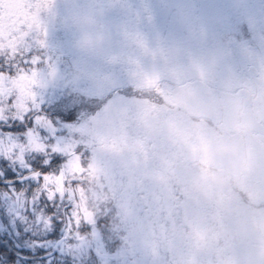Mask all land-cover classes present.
<instances>
[{"label":"rangeland","instance_id":"374dc122","mask_svg":"<svg viewBox=\"0 0 264 264\" xmlns=\"http://www.w3.org/2000/svg\"><path fill=\"white\" fill-rule=\"evenodd\" d=\"M252 1H254V4H252V16L261 19L264 15H260V17L255 15H257V12L264 7V3L260 4L261 0ZM90 3L92 10L102 18L104 40L102 46L97 49L96 54L85 60L77 47L78 34L76 32V34H74V31H70L62 26L63 18L66 15L65 0H23L22 10L31 24L30 38L34 42L36 53L41 58V67H39V71L43 75V86L37 89L41 106L46 113L52 116V118L61 116V121H58V123L55 124L56 127L60 126V124L65 121V124H62V130L58 131V135L61 138H65L69 135V130L73 128H76V131L82 136L91 132L98 133L99 127H103L102 125H99L101 123L100 121L103 119V116L100 117L104 109L101 107L102 103L104 102L106 106L109 107L112 105L113 99L115 100L119 95V92L123 91L125 94L123 97L125 103L122 106H118L119 109H123V113L120 114L119 117L121 118L119 119H125L126 122H130L132 127L129 129L130 131L124 127L125 124L120 128L126 132L124 134H134L133 130L135 128V122L132 118L140 116L138 113H143L141 114L143 118L136 119L145 120V122L137 121L136 123H139V126L137 124L135 125L141 129L140 135L142 137H148V139H150V142L155 146L154 149L160 151L159 147L163 148L165 145L164 141L170 139L169 143L175 145L170 149H174V152H178V154L174 157L156 158L165 160H161V163L159 164L163 169L166 167L169 168L173 165L175 166L176 162L179 161L182 162H179L178 167L176 168L183 169V167L190 166L188 174L192 178L184 179L182 177L180 180V183L183 184V189H186L183 192L187 199L185 200L189 201L191 195L187 193V188L193 189L200 187L197 191L204 190L207 187H204L203 184H213L214 178L216 177H214V172L210 173L208 169L210 165L204 164L201 161L197 163L194 158L198 155V157L203 156V160H208V155L211 156L212 152H207L209 149L207 151L200 150L201 146L202 148H210L212 146L221 145L217 136L211 137L209 136L210 133L205 135V130L201 133L199 132L200 129L209 125L216 131L218 125L223 126L225 123L235 122L238 119L239 122H241L239 126H244L245 131L247 130L249 132L248 137L244 138L250 142L248 150V153L250 152V158L247 159H255V165L258 167L255 168V165H253L255 170L252 171V173L256 172L258 175H249V181L245 182L252 188L256 189L258 187L256 181H259L258 183L260 186V189H253V192L252 190H249L246 199H248L251 204L260 202L264 203V184L260 183V181H264V118H262V112L260 111V109H264V82L260 83L256 79L253 80L248 75L244 76V78L241 77L242 66L251 61L250 58H252L257 64L264 65V42L260 40L259 43L254 44L252 47L245 45L246 43L243 41V35L234 34V29H231L229 17H225L227 12L221 8L222 4L220 3V0H216V3L213 6H210V9L217 14V26L211 28L215 31L218 38L214 37L212 38L214 40L211 39L213 45L211 46V49H209L212 53L215 52V54L209 58H206L201 54L200 57L197 56L192 60L171 61L168 59V56L162 57L158 52L161 43L163 42L166 44L165 42H168L169 40L168 36H162V27L168 23L172 24L173 27H176V25L179 26L173 22L168 7L164 6V9L162 8L161 10L151 9V0H90ZM253 17L250 21H254L256 25H258V22ZM209 18L210 17L206 16L207 25L212 26L213 23ZM148 21L151 23L150 25L147 24ZM109 23L110 26L105 27L106 25H109ZM125 24L129 25L125 26ZM259 24L263 26V20H259ZM227 25L229 27V32L227 34H220L222 29H228ZM248 25H250L249 22ZM177 28L178 27L174 28L175 31L170 30L174 36H179V31H176ZM251 29H256V26ZM68 34L69 37L67 39L65 38V35L67 36ZM62 41L64 43L63 47H65L63 49H69L66 53L63 49L60 50L61 47L59 48L58 43ZM219 42H222L223 45H219ZM227 42L230 43L225 44ZM245 50L247 52H245ZM258 51L261 53H259L260 57L255 54V52ZM217 53L218 55L216 56ZM55 55H58V59L61 58V60H64V64H67L68 62L74 63L75 66H72L74 75L71 76L68 73H65V71H67L66 69L57 70V64L54 61ZM64 55H68V59L62 57ZM198 60L201 62L202 69L194 68L198 65ZM150 63L154 65L166 64L172 67L169 74L165 75V70L162 67L156 66L160 69L163 78L155 76L153 83H164L163 88L151 90V82L147 81L146 84L144 70ZM134 69H137V72L141 74V77H139L140 79L137 83L133 82L131 87L125 86L133 81L131 78L132 74L129 75V73L136 72ZM214 69L217 70V73L213 72ZM226 72V81L222 79L216 88L226 90L235 77H238L242 84H246L253 88L251 94L245 93L241 99L237 100L238 103L233 104L231 107L226 106L229 99H227V94L225 92V94H218V99H216L213 92L208 90L210 85L212 86L215 81L222 77ZM137 85L139 86L137 89L132 87H137ZM125 87L130 88L124 89ZM98 90H100L99 93ZM134 90L136 95H134V100L131 101L129 95ZM232 90L234 89L231 88V91ZM67 91L70 92L66 94ZM147 91L151 92V94ZM156 91L157 94H155ZM85 95H90L89 97L91 100L85 99ZM249 95L254 100V104L252 105L254 113H252L255 114L252 116L250 113L252 116H250V119L246 117L249 113L247 110L248 105L246 104ZM65 96H68L69 98H64ZM147 96L152 97L149 100H146ZM154 97L157 98L156 105H153L152 102ZM123 98H119V101H122ZM86 101H90L91 103L87 104L85 103ZM118 104L121 103L118 102ZM131 105L134 108L132 111L124 110L131 107ZM174 105L184 109L182 110L184 114L179 115L183 120L186 118L184 122L191 126L190 130L180 129L179 131L176 130L172 133L171 130H173V123L171 122L172 119H170V113H168L167 110L177 108ZM135 108H137V111ZM144 114L147 115L144 116ZM172 114L177 115L176 113ZM212 114L214 116L211 119L217 121V124L215 125H212L209 122ZM194 115H196V118H191ZM180 116H178V118H181ZM251 118L252 121H250ZM255 118L260 119L262 122H259ZM122 121L124 122V120ZM200 134L204 135L203 141L199 139ZM174 135L181 137L180 140L176 138H172L171 140L170 136ZM195 135V144H197L196 148L194 147V142L191 141V137H194ZM222 135L226 134L221 133V136ZM163 137L165 139H163L164 141H162ZM194 149L197 150V154L193 153ZM155 153L161 154V152ZM101 160L102 159L98 162V159H96V163H89V167H83L84 165L82 166L79 161H76L73 175L75 181L80 180V177L85 178L84 176L91 175L92 173L87 172V170L92 167L99 168L98 163H100ZM84 161V164L88 162L87 159H84ZM77 164L79 165L80 170L77 168ZM243 164L245 165L246 161H244ZM2 166L5 168L6 178L9 180L14 179L15 174L11 172V169L8 168L7 165ZM130 166V163H128L127 169H124L121 174L118 173L117 176L116 174H113V178L110 180L105 179L100 185L99 182L94 184L93 186L98 190L95 192L90 191L94 193V197L90 195L91 198L96 199L106 197V199L113 200L117 196L122 198L131 197V193H134V190H132L131 180L129 178L130 176H133L130 174ZM151 174L154 185H150V187L153 188L149 192V199L153 201L152 213L153 218L155 217L154 231L157 232V235L154 236V245L156 247L162 242L159 234L161 233L160 224H163L164 220V216L159 214V207L167 206L168 201H165L164 197L169 198L170 193V197H174L172 196L173 193L171 189H165L162 187V183L165 182L167 187L173 188L172 182L167 183L168 179L166 171L157 169L156 171L153 170L150 175ZM134 177H136V175H134ZM170 178L171 181L174 180L172 177ZM119 179L121 182L120 184ZM140 183L144 182L140 181ZM140 183L137 182V185H139L137 186V192H140V194L143 195L142 193L144 190L142 188L144 184ZM80 185H78L79 187H75V194L79 211L81 213V219L86 220L88 224H90L89 229L93 231L97 228V225L95 227L94 222L98 219V215H96L97 218L93 215V203H91L90 200H88V202L85 200L89 190L85 186L81 187ZM10 186L15 187L17 191L23 190L26 187V185H22L18 182L9 185L8 183H5L3 179H0V253H2V251L5 253H17L24 258L21 260H13V264H23L33 261L31 250L35 251L42 249L44 252L43 255H47V257H39H41V259L50 260V258L54 256L56 242L61 236L59 235L58 238H51L48 234L50 238H47V240H52L53 243H37L35 230L39 222L37 221L36 216L31 212L27 213L26 220L24 217L17 218V214L13 209L11 201L6 199ZM150 187L148 186V189ZM34 188V184L27 186L29 196H31ZM219 190H221V188ZM140 194L137 196L138 198H140ZM200 197L203 200H206L205 197ZM198 201L200 202V200ZM170 202V204H172L175 200L171 199ZM87 203H89V205ZM107 208H109V206H107ZM122 208H129V205H124ZM142 209L145 212L144 207L141 209L138 208L139 215L144 214ZM112 211H114V209L109 210L108 212ZM216 213L217 218L210 221L211 223L208 225L207 229H209L210 226L211 229L212 227L215 228V231L217 232H214L215 234L213 235L214 245L222 246L225 244L219 240L217 236L219 231L222 232L223 227L220 225L218 226V223L225 222V217L228 216L229 211L225 209L224 206L223 209ZM219 216L222 217V220H220ZM110 219L114 220L112 216H106L104 221L99 220L100 227L98 229L104 231L101 232V238L98 236L97 240H94L92 234L94 232L91 233L89 239L90 246L93 245V249L96 252L106 254L107 252H112L114 249V247L112 249V245L106 241L107 238L113 239V235L117 232V229L115 230V221H110ZM144 222L145 218L143 216V223ZM183 223L186 224V220H184ZM189 226L191 227L189 228L185 226L184 229L189 228L190 230L188 232L187 230L183 232L184 237L177 242L178 248L166 253L167 256L169 255L170 259L177 260L178 256L183 257L184 254H182L181 251H178L181 249L179 246H181V244H191L192 240H189L191 239L190 235L193 232V229H195V224ZM42 229L43 233L41 239L43 240L44 235L47 233L43 226ZM58 229L60 233H62V226H59ZM203 229L206 228L203 227ZM64 236L65 237L62 236V238L67 239L66 232L64 233ZM133 239H135V237H133ZM140 239L144 240L143 237L139 236V240ZM136 240H138V235L136 236ZM72 241L75 240L72 239ZM6 246H9V248ZM163 247L165 248V244H163ZM244 250L245 252L242 250L240 251V257L246 255L247 258L248 249L244 248ZM61 251H65V248L61 249ZM55 260L56 259H52L50 261ZM232 264L235 263L232 262ZM255 264H264V260H257L255 261Z\"/></svg>","mask_w":264,"mask_h":264},{"label":"flooded vegetation","instance_id":"af4514ba","mask_svg":"<svg viewBox=\"0 0 264 264\" xmlns=\"http://www.w3.org/2000/svg\"><path fill=\"white\" fill-rule=\"evenodd\" d=\"M259 31V41L261 40L262 42H264V20L263 26L259 28ZM212 38L214 37L199 36L192 41H183V39H175L178 41H183L179 44L178 48L172 49V52L178 53V57L176 59H171L170 56H168V59H170L171 61H184L187 59L192 60L197 56L200 57L202 52H204V54H202L204 57L209 58L215 54V52L212 53L209 50L213 45L211 42H213L212 40L214 39ZM243 41H245V39ZM170 45L171 43L165 45L166 51L168 50L167 48ZM217 55L218 53L216 54V56ZM251 65H253L252 61H249L247 64H243L242 66V70L246 69L247 75L250 77L254 75L250 70ZM156 66L162 67L165 70L166 65L160 66L154 65L152 63L147 65V71H145L146 84L147 81L151 82V90L164 87V83H153V79L155 78V76H160L161 78H163L161 76L160 69ZM263 67L264 65L260 66L258 68V75H255L260 83L264 82ZM134 71L136 72H130L129 75L132 74L131 78L137 80L138 77H141V74L137 72V69H134ZM241 74V77L244 78L245 75L244 73H242V71ZM239 80L240 79H238V77H235V79L233 80V84H236H234L236 92H252L248 85L242 84V82H240ZM208 90L213 92V88L211 85ZM217 90L223 91L224 89H214V91ZM176 107L179 108L178 106ZM177 108L167 110V112L170 113V119H172L171 122L173 123V130H171L172 133L176 130L179 131L180 129L190 130L191 126L185 124L184 122L186 118H184L183 120L182 117L179 115L184 114L182 111L184 109L179 108V110ZM172 113H176L177 115H173ZM189 115L192 116L191 114ZM178 116H180L181 118H178ZM191 118H196V115ZM137 121L145 122V120L140 119L136 120V122ZM136 124L139 126V123ZM99 125H102L103 127H99V132L96 133L94 137L100 138L103 142L102 144L104 146H107V149L101 150L99 149V147L102 146V144H98L97 146L93 143L91 146L93 147V149L80 151L79 156H83L88 160V162L86 163L87 167H89V163H96V159H98V162L100 159L102 160L100 161V163L97 162L99 164V168H89L87 172H91L92 174L84 176L85 178L80 177V180H77L75 185V187H79L78 185L81 184V187L85 186L89 190V193L86 195L85 200L86 202L90 200V202L93 203V215H98V219L94 222V225L95 227L97 225V228L91 231V229H89L90 224L83 225L79 230L80 235L84 237V240L81 243L80 241H77L75 239V241H72V239H63L62 236L65 237L64 233L67 232V227L63 226L62 233H60L58 227L61 225L57 223L54 225V227L46 229L45 232L47 234L44 235L42 240L41 238L43 233V225L38 223V226H36L37 228L35 230L37 243L51 244L53 243L52 240H47V238H58L59 235L61 236L56 242V250L54 251V256L50 258V260H56L50 261L49 259H41V257L39 256L45 258L47 257V255H43V250L38 249L35 251L31 250L33 261L23 264H232V262L237 264V261L235 260L237 257H240V251L242 250L243 252H245L244 248H247L246 246H241L239 243H243L244 240L248 243L253 237L251 236L249 230H235V220L238 216V211L242 209V215L245 216V219L247 221H249V211L253 209L255 205L251 204L247 199V203H245V206L241 207L239 205L238 192L236 193L234 191H231L237 190L238 188H231L230 185L227 189L229 195L228 198L225 201L223 200L222 204H217L215 203V200L209 198V193L218 194V188L212 185L211 183L203 184L204 187H207L204 190L197 191L200 187L193 188L191 190V193H189L191 195L189 197V201H186L187 199L183 194L184 190L186 189H183V184H181L180 182H176V180L170 181L172 182L173 186V188H170L166 186L167 184H165V182H163L162 187H164L165 189H171L173 193L172 196L174 198L170 197V193L169 198L164 197L165 201H168L167 206L159 207V214L164 216L163 224H160L161 233L159 234V237L162 242L159 246L155 247L154 236L157 235V232L154 231L155 217L153 218L152 213L153 201L149 199V192L153 188L150 187V185L153 186L154 182L152 174L150 175V173L153 172V170L155 169L166 171L168 181L171 179L170 177L175 179L176 175L178 176V178L184 175L185 167H183V169L181 168L182 170L176 168L178 167V163L182 161L176 162L175 166L173 165L169 168L166 167L163 169L161 168V166H159L162 159L160 160L157 158L174 157L178 154V152H174V149H170L175 145L169 143L170 139L165 140L163 137L162 141L165 140V145L163 146V148L159 147L160 151H157L156 149H154L155 146L153 145V143L150 142V139H148V137H142L140 135L141 129L137 125L134 129L135 133L130 135L121 134V131L123 129L120 128L121 125L119 121L116 125L111 123L110 128H108V131H111L113 128L114 131L118 132L113 135L106 134L104 124ZM203 130H205V135L210 133L209 136L211 137L217 136L219 132L215 131L214 128L209 125L200 129L199 132L202 133ZM195 137L196 135L194 137H191V141L194 142V147L196 148L197 144H195ZM170 138L171 140L172 138L180 140L181 137H179L178 135H174L170 136ZM199 139L203 141L204 135L200 134ZM94 147H98V149H94ZM217 147L218 146L202 148L201 146L200 150L207 151L209 149L207 152L214 153V151L217 150ZM155 152H161V154H157ZM193 153L197 154V150L194 149ZM77 161H79L78 158ZM79 163L81 162L79 161ZM128 163H130L131 165L130 174L133 175L132 177H129L131 180L132 190H134V193H131V197L122 198L120 196H117L113 200L106 199V197L96 199L91 198L90 195L94 197L93 192L98 190L93 186L94 184H97L96 181L99 182L100 185L101 182H104L105 179L110 180L111 178H113V174H116V176L118 175V173L121 174L124 169H127ZM77 168L80 170L78 164ZM134 175H136V177H134ZM100 177H102L101 181H99ZM139 180L144 183H140ZM137 182H139L140 184H144L142 188L144 190V192L142 193L143 195H141L140 192H137V186H139L137 185ZM120 183L121 182L119 179V184ZM148 186L150 187L149 189ZM139 194L140 198L137 197ZM220 194L222 198H224L223 193L221 192ZM245 194L247 195L248 192L246 191ZM200 196L205 197L206 200H203ZM171 199L175 200L176 203L174 202L170 204ZM195 200H200V202L196 203ZM87 204L89 205V203ZM127 204L129 205V208H122V206ZM213 205L217 206L218 208H214ZM107 206H109V208H107ZM224 206L225 209L229 211V213L228 216L225 217V222H220L219 224L223 225L224 228L222 232L219 231L218 237L219 240H221L223 243H226V245L219 246L214 245L213 242V235L215 234L214 232L217 231H215V228L213 227L211 229V226L209 227V229L207 228L208 225L211 223L210 221H213L217 218L216 212H219L221 209H223ZM143 207L145 208V212L142 209L144 214L139 215L138 208L141 209ZM112 209H114L115 212L114 220L115 230L117 229V232L113 235V239H109L108 242L112 245V249L114 247L113 251L115 258L113 261H105L98 257V255L93 249V245L90 246L89 239L92 232H94L92 233L94 240H97L98 236L100 238L102 237L100 232L104 231L98 229L100 227L99 220L104 221L105 216H107L106 212ZM48 211H51V209H48ZM143 216L145 218L144 223ZM219 218L220 220H222L221 216H219ZM184 220H186V224L183 223ZM192 224H195V229H193V232L190 235L191 239L189 241L192 240L191 244H181V246H179L181 249L178 251H181V253L184 254L183 257L178 256L177 260L170 259L169 255L167 256L166 253H169L170 251L176 250L178 248L177 242L184 237L183 232L185 230H187V232L190 230L189 228L191 226L189 225ZM185 226L189 228L184 229ZM203 227H205L206 229H203ZM48 234L50 235V237ZM137 235L138 240H136ZM252 235L254 237H259L260 233H252ZM139 236L143 237L144 240H139ZM133 237H135V239H133ZM253 241H255V238H253ZM163 244H165V248L163 247ZM6 247L9 248V246ZM63 248H65V251H61V249ZM23 258V256L17 253H5L4 251H2V253H0V264H13V260H21ZM243 258L247 260L246 255H244Z\"/></svg>","mask_w":264,"mask_h":264},{"label":"snow or ice","instance_id":"6c2138e0","mask_svg":"<svg viewBox=\"0 0 264 264\" xmlns=\"http://www.w3.org/2000/svg\"><path fill=\"white\" fill-rule=\"evenodd\" d=\"M23 0H0V179L9 188L6 199L17 218L36 216L45 229L67 226L66 238L81 243V219L73 178L80 148L76 128L61 138L50 114L41 106L37 89L43 86L41 58L30 38L31 24ZM7 165L15 174L5 176ZM35 185L31 196L27 186ZM51 209V211H48Z\"/></svg>","mask_w":264,"mask_h":264},{"label":"clouds","instance_id":"9594fccd","mask_svg":"<svg viewBox=\"0 0 264 264\" xmlns=\"http://www.w3.org/2000/svg\"><path fill=\"white\" fill-rule=\"evenodd\" d=\"M167 7L173 22L182 30L183 41L194 40L197 33L207 25L204 0H167ZM65 9L62 26L78 34L77 47L82 57L87 60L103 44L102 18L92 10L90 0H65ZM183 41L173 39L171 44L176 45ZM158 52L162 57L166 55L163 42ZM209 198L217 204L223 203V198L217 194L209 193ZM245 246L248 249L247 260L237 257V264H255L257 260H264V239L248 242Z\"/></svg>","mask_w":264,"mask_h":264},{"label":"bare ground","instance_id":"6f19581e","mask_svg":"<svg viewBox=\"0 0 264 264\" xmlns=\"http://www.w3.org/2000/svg\"><path fill=\"white\" fill-rule=\"evenodd\" d=\"M162 1L163 0H151V9H155V10H161L162 9V7H163V3H162ZM214 1H216V0H204V11H205V16H208V17H210L209 19L211 20V22L212 23H216V21L218 20V17H217V14L215 13V12H213L210 8V6H213V4H214ZM222 9L224 10V11H226L227 12V14L225 15V17H229V21L231 22V23H233V24H235V25H237L238 23H241V22H249V24L251 25V26H256V23L254 22V21H250L249 19H247L245 16H246V14H249V11L251 10V7H250V5H249V3H245V1L243 2V1H241V0H226V2H225V0H222ZM209 9V10H208ZM148 25H150L151 23H149V21H148V23H147ZM176 27H178L177 28V30L176 31H178V29H179V26H177L176 25ZM176 27H173V25L172 24H170V23H168V24H165V26L164 27H162L163 28V33H162V36L164 35V37H167V36H169L170 38H169V40H168V42H165L166 44L165 45H167L168 43H171V41L173 40V39H177L178 38V36L177 35H173V33H171L170 32V30H173V31H175V29L174 28H176ZM227 27H228V25H227ZM242 28V26L241 25H239L238 27H237V30H240ZM227 32H229V27H228V29H225ZM180 44V43H179ZM179 44H176V45H170L167 49V51H166V56H170V58L171 59H176L177 57H178V53L177 52H172V49L173 48H178L179 47ZM63 51L66 53L67 51H69V49H63ZM62 57H66L67 59H68V55H64V56H62ZM58 59V58H57ZM59 60V62L58 63H56L57 65H56V68H57V70H68L69 69V67H72V66H75L74 65V63H70V62H68L67 64H64V60H61V58L60 59H58ZM170 66H165V71H164V74L165 75H168L169 74V72H170ZM194 68H198V69H202V65H201V62H198V65L196 66V67H194ZM264 68V67H263ZM145 69H147V68H145ZM73 71V70H72ZM71 71V72H72ZM242 72L244 73V75L246 76L247 75V70L246 69H243L242 70ZM242 75V74H241ZM226 76H227V72L225 73V74H223L222 75V77H220V78H218L216 81H215V83L212 85V88H213V91H214V89L216 88V86H218L219 85V82L223 79L224 81H226ZM230 87H233L234 88V84H233V80L231 81V83H230V85H229ZM210 92H212V91H210ZM243 94H245V93H238V92H236V91H233L232 92V95L233 96H231V98L232 97H235V98H233V99H235V100H237V99H239V97L241 96V95H243ZM237 102V101H236ZM228 103V102H227ZM227 103H226V106H227ZM235 104V103H234ZM264 107V106H263ZM263 107H261V108H263ZM260 111L263 113V115H264V110L263 109H260ZM263 118H264V116H263ZM236 129V131H237V133L239 134V135H242L243 134V132H244V128H238V127H236L235 128ZM101 179H102V177H100L99 178V181H101ZM171 180H169L168 181V183L170 182ZM259 181H256V183L258 184V186H259V183H258ZM96 183H97V181H96ZM242 187H238L236 184H234V183H231L230 184V187L231 188H238L237 190H231V191H234V192H243V191H247L248 192V190H252L253 191V189H255V188H252L250 185L248 186V185H246V184H242L241 185ZM258 188V187H257ZM256 188V189H257ZM255 189V190H256ZM213 207L214 208H218L217 206H215V205H213ZM114 211H112V212H108L107 214L108 215H113V217H114ZM106 215V214H105ZM106 217V216H105ZM110 221H115V220H112V219H110Z\"/></svg>","mask_w":264,"mask_h":264},{"label":"trees","instance_id":"16d2710c","mask_svg":"<svg viewBox=\"0 0 264 264\" xmlns=\"http://www.w3.org/2000/svg\"><path fill=\"white\" fill-rule=\"evenodd\" d=\"M65 38H67L66 35H65ZM63 44H64V43L62 42V43H61V46H63ZM51 113H52V112H51ZM59 117L61 118V116H59Z\"/></svg>","mask_w":264,"mask_h":264}]
</instances>
